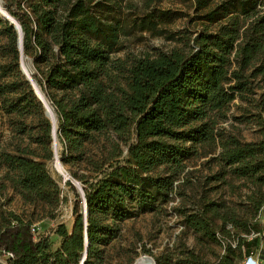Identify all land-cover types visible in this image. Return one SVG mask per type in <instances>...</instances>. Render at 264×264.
I'll return each mask as SVG.
<instances>
[{
	"label": "trees",
	"instance_id": "obj_1",
	"mask_svg": "<svg viewBox=\"0 0 264 264\" xmlns=\"http://www.w3.org/2000/svg\"><path fill=\"white\" fill-rule=\"evenodd\" d=\"M123 1L4 0L5 11L21 26L23 54L35 69L32 78L59 117L63 165L84 194L82 200L67 182L76 196L75 223L71 232L64 224L58 227L61 245L53 251L49 238L34 234L41 230L38 222L54 219L63 202V191L47 169L54 157L53 123L21 70L18 32L0 15V60H6L0 62L5 80L0 108L10 117L37 116L33 143L40 148L18 144L11 153H0V196L10 187L31 208L27 218L2 215L0 259L7 264H81L86 236L85 264H103L105 247L120 234L121 224L168 203L186 161L201 148L218 152L219 171L209 183L239 180L254 191L242 217L206 195L198 208L182 212L184 224L218 245L221 238H238V246L228 243L216 264H239L262 245L263 239L249 237L261 232L264 137L243 142L218 125L240 99L257 110L253 119L264 135V0H184L194 15L180 13L187 16L182 46L112 64L110 54L126 26L110 18ZM176 16L160 10L142 25L156 30L157 20ZM178 249L154 260L208 264L186 245Z\"/></svg>",
	"mask_w": 264,
	"mask_h": 264
},
{
	"label": "rangeland",
	"instance_id": "obj_2",
	"mask_svg": "<svg viewBox=\"0 0 264 264\" xmlns=\"http://www.w3.org/2000/svg\"><path fill=\"white\" fill-rule=\"evenodd\" d=\"M2 2L5 9L4 0ZM160 10H169L179 16L168 21L157 20L156 30H149L142 25L143 19L149 15L156 16ZM180 13L193 16L194 10L191 4L184 0H124L110 18L111 21L118 19L126 26V34L120 37L119 45L110 54L112 64L117 61L130 62L134 58L147 54L153 55L157 51H170L182 46L186 42V40L180 41L186 28L187 16L181 18ZM0 62L5 63L6 60L3 59ZM25 62L29 63L28 60ZM30 70L35 73L33 63L30 65ZM4 81L0 78V82ZM49 103L53 107L52 103ZM256 112L253 105L237 99L230 106L227 119L221 121L218 127L225 135H235L243 142L261 140L264 137L262 128L257 119H253ZM38 121V117L33 115L24 119L17 116L10 117L0 108V153L2 151L11 153L18 144L39 150L37 144L33 143V137L38 134V129H36ZM53 142L54 137L50 147ZM60 143L62 158L65 147L61 141ZM210 151L208 148H201L200 155L186 161L187 168L180 180L176 182L175 192L168 203L160 205L155 212L142 213L128 218L121 224L120 234L105 247L103 264H135L141 257L154 259L162 254L178 252L181 245L195 250L208 264H216L218 257L225 255V247L228 243L232 242L234 247L238 246V238H233L230 242L221 238L222 243L218 245L209 242L201 234L195 233L184 224L182 212H192L193 209L198 208L199 199L206 195L210 201L226 203L241 217L246 214L250 206L247 200L254 189L244 181L235 180L231 184L208 182V179L219 171L218 163L215 161L218 152ZM51 161L47 163V169L52 178L61 184L63 202L54 219H42L37 225L41 227L40 234L50 239L52 250L56 251L61 245V240L56 236L58 227L64 224L69 232L73 230L76 196L64 182L67 175L71 177L68 169L64 167L65 176H62L55 171L52 164L50 165ZM226 179L230 181L228 176ZM71 181L83 200L79 182L73 180L72 177ZM81 207L85 210L83 203ZM5 212H13L27 218L31 213V208L25 206L21 197L8 187L0 196V223ZM228 229L235 234L231 225ZM241 253H243V248ZM2 261L6 262L5 258Z\"/></svg>",
	"mask_w": 264,
	"mask_h": 264
},
{
	"label": "water",
	"instance_id": "obj_3",
	"mask_svg": "<svg viewBox=\"0 0 264 264\" xmlns=\"http://www.w3.org/2000/svg\"><path fill=\"white\" fill-rule=\"evenodd\" d=\"M1 4H2L3 10L5 11V9L3 7V2H1ZM0 15L3 17L4 20H7L10 24L14 25L15 29L18 32V35H19L18 45H19V49H20L21 55H22L21 56V70H22L23 74L27 77V79L31 82V84H32V86H33V88L35 90V93H36L37 97L42 102V104L44 106V109H45V116L48 119H50V121H51V117H50V114H49V112L47 110V106H46V102L49 103V101L46 99V97H45L44 93L42 92V90H41L40 86L38 85V83L35 80H33V78H32V72L30 70V65H32L33 62L31 60H29V63L28 64L25 62L27 60V58L23 54V33H22V30H21V26L6 11H5V14H3V13L0 12ZM57 120H58V134H59V117H58V115H57ZM52 150H53V146H52ZM51 162H50V165H51ZM60 164L64 168L63 162H62V158L60 160ZM68 181H71V177H69L67 175V178L64 180V182L67 183ZM57 183L61 187V184L59 182H57ZM79 189L81 190V192L83 194L82 188L80 187ZM83 197H84V194H83ZM84 209H85L84 210L85 220H87V218H88V206H87V202L86 201H85ZM86 246L87 247H86L85 254H86V259H87V257H88V247H89V240H88V237L87 236H86ZM147 259H149L152 264H157L154 259H152V258H147ZM0 264H5V263L2 262V261H0Z\"/></svg>",
	"mask_w": 264,
	"mask_h": 264
},
{
	"label": "bare ground",
	"instance_id": "obj_4",
	"mask_svg": "<svg viewBox=\"0 0 264 264\" xmlns=\"http://www.w3.org/2000/svg\"><path fill=\"white\" fill-rule=\"evenodd\" d=\"M2 0H0V12L5 14V11L2 8V4H1ZM46 106H47V110L50 114L51 117V121L53 123V137H54V142H53V152H54V158L52 161V166L55 169V171L57 173H59L62 176H65V170L62 167V165L60 164V149H61V143H60V139H59V135H58V120H57V115H56V111L54 110V108L50 105V103L46 102ZM86 261V254L84 253L83 255V260L81 262V264H84ZM135 264H152L150 262L149 259H147L146 257H141L140 259H138Z\"/></svg>",
	"mask_w": 264,
	"mask_h": 264
},
{
	"label": "built area",
	"instance_id": "obj_5",
	"mask_svg": "<svg viewBox=\"0 0 264 264\" xmlns=\"http://www.w3.org/2000/svg\"><path fill=\"white\" fill-rule=\"evenodd\" d=\"M259 221L261 224V232L254 234L249 237L252 239L254 237H259L264 241V207L261 209V214L259 216ZM40 229L35 228L34 234L37 237L40 234ZM4 257H13L11 254H6ZM0 261H2L0 259ZM4 262V261H2ZM6 264V262H4ZM240 264H264V248L261 245L259 249L255 250L254 252L250 253L249 255H244L243 259L241 260Z\"/></svg>",
	"mask_w": 264,
	"mask_h": 264
},
{
	"label": "crops",
	"instance_id": "obj_6",
	"mask_svg": "<svg viewBox=\"0 0 264 264\" xmlns=\"http://www.w3.org/2000/svg\"><path fill=\"white\" fill-rule=\"evenodd\" d=\"M262 246H263V248H264V241L262 242Z\"/></svg>",
	"mask_w": 264,
	"mask_h": 264
}]
</instances>
